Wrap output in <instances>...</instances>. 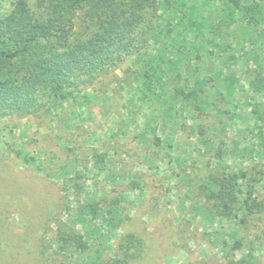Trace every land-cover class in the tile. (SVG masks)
<instances>
[{
  "label": "rangeland",
  "instance_id": "374dc122",
  "mask_svg": "<svg viewBox=\"0 0 264 264\" xmlns=\"http://www.w3.org/2000/svg\"><path fill=\"white\" fill-rule=\"evenodd\" d=\"M255 1L264 12V0ZM226 2L181 0L183 11L197 20L205 12L229 11ZM216 22L203 24V36L191 28L181 34L187 41L203 40L201 59L192 64L204 61V72L236 53L239 66L227 75L238 83L231 88L215 80L200 101L185 105L172 103L171 89L143 96L141 75L147 65L160 67L169 88L175 83L168 76L175 61L182 73L177 82H185L184 54L172 55L185 42L165 48L152 38L161 27L154 21L141 56L126 58L90 89L73 92L50 111L48 123L49 118L36 116L0 120V220L9 233L26 239L22 244L31 254L40 233L49 251H57L53 235L62 225L87 244L81 254H60L65 264L122 261L118 247L128 233L144 240L141 257L130 264H264V96L249 93L240 71L254 52L264 74V23L258 22L254 32L245 23L219 31ZM75 23L74 31H81L80 20ZM211 95L217 100L207 107ZM253 104L261 111L252 115L248 106ZM239 170L246 171L245 183L253 184L249 205L242 204L245 195L237 194L242 200L234 211L214 219L201 187L210 173ZM87 205L99 211L94 217L84 212L79 219Z\"/></svg>",
  "mask_w": 264,
  "mask_h": 264
},
{
  "label": "trees",
  "instance_id": "16d2710c",
  "mask_svg": "<svg viewBox=\"0 0 264 264\" xmlns=\"http://www.w3.org/2000/svg\"><path fill=\"white\" fill-rule=\"evenodd\" d=\"M226 4L229 11L219 9L215 15L205 12L197 20L189 11H183L186 7L181 0L0 2V120L36 116L42 120L49 118L48 123L53 116H50V111L62 107L73 96V92L90 89L96 81L110 74L126 58L141 56V48L146 43L154 21L160 23L161 27H158L160 33L152 38L156 37L154 39L157 41L159 39V43H163L165 48L167 44H175L178 40L185 42L182 51L178 46L172 53L173 56L181 52L184 54L181 68L185 72L182 77L185 82H177L182 73L176 71L175 61L168 74L169 79L175 83L169 88L162 81L164 75L160 67L147 65L146 71L141 75L143 96L158 97L157 92L162 94L166 89H171L172 103L185 105L189 101H200L199 95L216 86L212 85L215 80L224 88L235 86L238 82L232 79L233 74L227 73L233 67L239 66L236 53L231 51L217 69L211 64L210 72H204L200 65L204 61L192 64L193 61L201 59L199 54L205 48V45H200L203 40L187 41V37L181 34L191 28L196 32L199 30L202 32L199 35L203 36V24L207 21H217L219 31L245 23L244 26L247 25L256 32L258 22L264 23L263 4L255 0H227ZM76 20L81 22V31H74ZM175 20L177 22L173 23ZM169 39L171 42L167 43ZM196 43H199L200 48ZM222 46L224 53L230 51L228 45L222 43ZM252 54L253 61L249 63V60L246 68L243 70L240 66L239 70L241 68L240 71L247 76L244 85L248 86L249 93L260 97L264 96V74L260 71L262 66L259 56L254 52ZM148 60L149 58L144 62L147 64ZM248 99L255 100L253 97ZM211 100L213 102H207V107L213 105L217 97L211 95ZM248 107L252 115L261 111L256 104ZM155 141L157 145L161 144L159 139L156 138ZM246 176V171L243 170L233 174L223 173L221 176L208 174L201 191L211 203L209 216L217 219L224 217L225 212H233L234 204L242 200L237 194L245 195L242 204L249 205L254 191L253 184L249 181L245 183ZM77 177L80 178V175ZM136 188H140L138 183H134V189ZM95 206L83 207L79 219L84 212L94 217L99 211ZM63 230L62 225H58L53 235V242L58 246L57 251L53 254L49 251L50 247L40 233L35 239V253L31 254L22 244L26 239L9 233L5 221L0 220V264H65L60 257L64 251L81 254L87 250V244L80 233L72 229L68 232ZM143 241L138 235H123L118 248L124 260H113L111 264H130L140 258Z\"/></svg>",
  "mask_w": 264,
  "mask_h": 264
}]
</instances>
